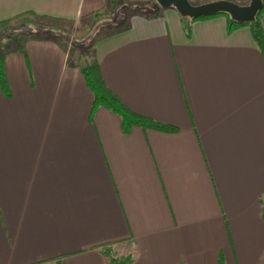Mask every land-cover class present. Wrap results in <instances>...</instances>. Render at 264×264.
I'll list each match as a JSON object with an SVG mask.
<instances>
[{"label":"crops","instance_id":"0c3cea01","mask_svg":"<svg viewBox=\"0 0 264 264\" xmlns=\"http://www.w3.org/2000/svg\"><path fill=\"white\" fill-rule=\"evenodd\" d=\"M240 5L249 0H231ZM109 0H0V264H264V56L249 26L131 15L94 46L134 126L97 108L47 20ZM262 28L264 33V0ZM34 31H32V30Z\"/></svg>","mask_w":264,"mask_h":264},{"label":"trees","instance_id":"16d2710c","mask_svg":"<svg viewBox=\"0 0 264 264\" xmlns=\"http://www.w3.org/2000/svg\"><path fill=\"white\" fill-rule=\"evenodd\" d=\"M211 1V0H206ZM262 10H263V3L260 10L255 15L254 20L240 23L237 22L229 17L226 13H219L216 15L223 14L227 16L228 23H227V30L230 32L236 28H238L241 25H248L251 35L257 44L259 50L261 51L262 55L264 56V33L261 23L262 18ZM97 12H95L96 14ZM208 17V16H204ZM199 17V18H204ZM186 18V17H183ZM23 19H31L32 21L35 20H47L51 22L53 26L59 27L64 24L70 23L66 20H59V19H53L49 17H43V16H37L35 14H19L12 18V20H23ZM198 19V18H194ZM192 19V20H194ZM61 41V39L59 40ZM82 74L85 81L86 86L93 94V102L90 110V118L92 117L94 111L99 107H104L115 114H117L120 117L121 120V129L123 132L128 133L132 127L139 126L144 129H156L159 131L164 132H174L176 130L175 127L163 124L160 122H157L147 116L138 114L136 112H133L131 109H129L120 99L119 97L114 94L105 84L99 62L97 59H92L91 61L87 62L85 65L82 66ZM0 86L4 90H6V80L4 76V70H3V64H2V58H0ZM263 218H264V205H263ZM103 254L108 258L109 264H130L131 258L128 256H115L114 253L109 248L102 247ZM218 264H224L222 257H219Z\"/></svg>","mask_w":264,"mask_h":264},{"label":"rangeland","instance_id":"374dc122","mask_svg":"<svg viewBox=\"0 0 264 264\" xmlns=\"http://www.w3.org/2000/svg\"><path fill=\"white\" fill-rule=\"evenodd\" d=\"M189 1L192 4L206 2V0ZM158 7L155 0H109L104 9L82 19L76 25L70 22L59 27L53 26L55 28L52 29L58 31L55 37L61 39V42L69 48L68 64L78 62L80 65H85L94 59V46L101 38L115 31L119 25L128 21L131 15L152 13Z\"/></svg>","mask_w":264,"mask_h":264},{"label":"water","instance_id":"95a60500","mask_svg":"<svg viewBox=\"0 0 264 264\" xmlns=\"http://www.w3.org/2000/svg\"><path fill=\"white\" fill-rule=\"evenodd\" d=\"M155 1L162 8L174 7L182 17L194 19L226 13L231 19L240 23L254 20L255 15L262 7V0H249L246 5H240L231 0H211L198 4H192L189 0Z\"/></svg>","mask_w":264,"mask_h":264}]
</instances>
